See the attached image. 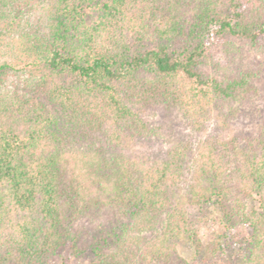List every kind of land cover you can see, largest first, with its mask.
I'll return each instance as SVG.
<instances>
[{
    "label": "trees",
    "instance_id": "16d2710c",
    "mask_svg": "<svg viewBox=\"0 0 264 264\" xmlns=\"http://www.w3.org/2000/svg\"><path fill=\"white\" fill-rule=\"evenodd\" d=\"M263 75L264 0H0V264H190L208 205L264 264ZM173 113L228 132L137 153Z\"/></svg>",
    "mask_w": 264,
    "mask_h": 264
},
{
    "label": "rangeland",
    "instance_id": "374dc122",
    "mask_svg": "<svg viewBox=\"0 0 264 264\" xmlns=\"http://www.w3.org/2000/svg\"><path fill=\"white\" fill-rule=\"evenodd\" d=\"M44 11L40 8L33 6L32 14L28 19L31 23L40 24L43 21ZM256 61L258 59L256 58ZM264 78V75L262 76ZM14 82L7 84L8 90L14 87ZM5 89V90H6ZM7 91V90H6ZM260 97L254 104V112L258 111L254 116L242 115L237 125L238 128L254 127L257 125L262 117L264 111V80L260 87ZM247 107V105H245ZM221 118L215 114L211 116L207 126L197 133L193 129L191 121L185 117H182L179 113L168 114L166 116H160L159 122L156 124L158 129L156 133L160 134L159 140H151V142L145 143L144 147L140 148L137 153L148 156L151 152H158L162 149L167 150L171 148L177 142L190 143L193 147H196L200 140L207 138L210 135H217L220 128H225L226 124H221ZM224 126V127H223ZM251 128L250 130H252ZM228 132L227 127L224 129ZM251 205L255 208L258 206V199L253 197L250 201ZM207 207H209L207 209ZM205 210V223L199 228L197 242L192 243L191 240L184 238L181 243L176 247L179 256L184 258L190 264H238L242 260L243 253H235L233 250L234 242L244 238L248 231L241 225H235L234 229L226 230L225 226L221 223L218 210L210 208L208 205ZM207 221V222H206ZM236 239V240H234ZM221 246L227 252L225 258L221 255V251L213 252V247ZM85 248V246H83ZM72 245L68 244L62 247L55 256L49 259V264H93L94 257L90 254L89 250L80 256H75L72 249Z\"/></svg>",
    "mask_w": 264,
    "mask_h": 264
}]
</instances>
